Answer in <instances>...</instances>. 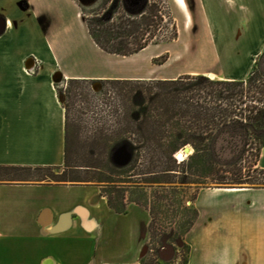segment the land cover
Instances as JSON below:
<instances>
[{
  "label": "crops",
  "instance_id": "1",
  "mask_svg": "<svg viewBox=\"0 0 264 264\" xmlns=\"http://www.w3.org/2000/svg\"><path fill=\"white\" fill-rule=\"evenodd\" d=\"M174 1L189 16L186 0ZM187 1L194 6L202 2L207 8L206 0ZM241 8L249 13L247 7ZM249 24L251 65L250 56L239 53L235 76L229 80H245L264 51V0H251ZM80 42L94 53L91 61L87 58L90 67L128 58L96 46L78 0H0V165L63 166L66 111L56 86L64 81L151 79L98 68L75 72L72 56L79 62ZM61 51H69L71 61ZM58 72L61 82L55 81ZM263 161L264 148L262 169ZM82 187L0 183V264H142L145 222L136 252L97 258V241L105 229L99 208L113 212L103 197L98 195L97 200L95 186H88L93 187L91 195L80 196L76 190ZM195 206L199 218L189 236L197 237L199 244L194 245L189 264H207L213 253L219 264H264V249L257 243L264 237V189H202ZM141 210L131 205L122 215ZM215 237H226L230 252L220 248L206 252L204 243Z\"/></svg>",
  "mask_w": 264,
  "mask_h": 264
},
{
  "label": "trees",
  "instance_id": "2",
  "mask_svg": "<svg viewBox=\"0 0 264 264\" xmlns=\"http://www.w3.org/2000/svg\"><path fill=\"white\" fill-rule=\"evenodd\" d=\"M158 1L147 0L144 8L136 11L125 0H102V13L99 9L94 15L88 16L82 11L89 35L103 52L122 57L138 55L165 38L176 40L178 32L175 24L171 37L159 35L165 15H162ZM88 81L71 79L64 81L63 86L71 87ZM103 81L110 84L123 100L128 99L124 107L129 110L125 116L124 128L116 129L114 126L104 125L96 132L97 137L92 139L93 143L88 142L91 143L90 151L86 150L84 154L91 158L95 156L92 149L101 146L97 140L104 142V156L107 157L108 168L101 171V177L94 176L99 172L96 166L73 162L76 148L78 145L82 147L84 143H77L78 133L71 124L68 106L65 105L63 166L0 165V183L100 185V195L106 199L107 206L113 213L127 214L130 204L142 206L151 218L148 228L151 239L163 236L162 248L166 246L165 241H170L183 244L187 250L190 247L184 242L185 237L195 225L198 212L195 207H182L184 212L193 211L195 218L166 225L158 224L156 216L161 214L162 207L155 209L149 205L147 187L172 182L155 178V168H161L162 172H174V169L181 167L186 171H197L204 178L216 174L219 184L232 182L229 184H251V188H264V179L260 177L264 175L263 169L259 170V177L253 178L250 175L244 177L238 168L239 162L249 153L250 141H255L257 145L254 166H258L264 148V53L257 62L256 70L246 82L209 81L203 76H187L166 81ZM147 82L154 83V89L144 87ZM56 90L59 95V85ZM244 98L262 104V107L247 105L245 109L240 108L236 103L246 104ZM113 107V113H117L116 106ZM185 146L192 147L194 152L187 160L177 163L176 154ZM119 148H125L130 155L129 162L123 166L112 161L114 152ZM143 154L151 164L147 174L153 178L135 179L139 175L130 174L136 169ZM156 162L159 166H155ZM217 168H228L226 173H233L230 174L234 178L219 176ZM105 174L108 177H104ZM116 176L131 178L122 181L116 180ZM179 183L189 182L184 176ZM168 246L174 249L171 244ZM142 261V264H152L145 259Z\"/></svg>",
  "mask_w": 264,
  "mask_h": 264
},
{
  "label": "rangeland",
  "instance_id": "3",
  "mask_svg": "<svg viewBox=\"0 0 264 264\" xmlns=\"http://www.w3.org/2000/svg\"><path fill=\"white\" fill-rule=\"evenodd\" d=\"M101 1L102 0H96L88 5H83L79 2V6L88 16H92L100 9ZM205 2L207 3L206 9L202 2L194 6L193 2H188L186 0L190 12L188 16L185 11L182 12L179 10L174 0H159L158 3L163 12L162 15H165L162 26H160L161 32L159 35L171 37L173 33V24H175L178 32L176 40H168L165 38L164 40H161L159 44L150 45L148 49L143 52L141 51L138 55L124 59H113L110 64L95 67H90L86 64L87 58L90 60L94 56L92 49L86 47L80 42L79 62L76 56H72L75 65L71 68L75 72L96 70L98 68L109 74L115 73L125 76L134 75L136 77L151 78L142 81H166L170 79H164L165 77L168 78L173 76H175L176 79L181 77L187 78V76H190L191 78L203 76L209 81H229L230 77L235 76L234 68L237 57L240 56L239 53H242L241 55L246 54L247 57L250 56L248 65H251V31L249 32L251 26V24H249V21L251 20V0H239L238 2L228 1L221 3L206 0ZM143 5L140 7L143 8ZM241 7H247L249 15ZM134 10L139 11V7L134 8ZM100 11L99 12L102 13L103 9H100ZM240 23L242 25H239ZM236 45L237 48L235 49L234 47ZM61 52H64L65 54L67 52L71 61V54L69 51ZM263 53L264 51L262 54ZM262 54L256 58V63L252 72L256 70L257 62ZM231 69H233V71ZM252 72L250 68L249 76ZM210 74L215 76L212 77ZM249 76L242 81L246 82ZM154 86L155 85L152 82L144 84V87L148 89H154L152 88ZM59 88L61 90L59 94L61 96L60 98L63 105L68 106L71 124L74 130L78 133L77 143H84L82 147L78 145L76 148L73 162L79 165L96 166L98 168L97 171L99 172H96L94 176L101 177V171L108 168L107 157L104 156V142L100 139H96L101 146L97 149H92L95 151V156L93 158L90 156L86 157L84 152L86 150H88V152L90 151L89 145L93 143L92 139L97 137L96 132L102 126H114L116 129L125 127V116L129 108L126 110L124 103H128V99L125 101L123 100V97H119L118 93L113 90L112 86L107 83L105 84L103 80H89L87 83L71 87H67V85L63 86V83H61L59 84ZM243 101H245L246 104H236L244 109L247 105L257 106L259 108L262 107V104L252 102L249 98H244ZM113 105L116 106L118 110L117 113H113ZM249 143V153L241 162H239L238 168L241 169V173L244 177L250 175L255 178L259 177V170L262 168L259 166V163L258 166H254V157L257 154L256 142L250 141ZM182 149H180L177 154L180 153ZM191 155L184 159H178L176 157L178 161L177 163L187 160ZM116 158L117 160L113 158L112 161L114 163L117 162V164H123L126 161L123 151H118L116 153ZM150 165L147 157L143 154L136 165V169L133 170L130 175H139V177L135 176V179L153 178L150 174H147L150 172ZM155 166H159V163L156 162ZM174 170V172H162L161 168H155L153 170L156 173L155 178L158 177L161 181H170L172 183L154 184L152 187H147L149 188L148 193L150 195L149 205L155 209H158L160 206L162 207L161 214L156 216L158 224L166 225L169 223L194 219V212H184L182 207L186 209L187 207L189 209L193 207L196 208L195 202L202 189L251 188V184H229L232 183L229 181H226L229 182L228 184H219V182L216 181V174L204 178L202 175L200 176L197 171L190 172L183 170L181 167ZM217 170L221 177L227 179L234 178L231 175L233 173H226V171L229 170L228 168H217ZM103 176L108 177L106 174ZM184 176H186L189 183H179ZM260 177H262V180L264 179V175H261ZM130 178L131 176L120 178L117 176L115 177L116 180L122 181ZM95 187L97 190V200H100L98 195H100L101 187L100 185ZM80 189L81 190H76L80 196L85 192H89L90 195L93 193V187L83 186ZM131 205L133 206L136 204H130L129 207ZM139 207L143 210L139 212L132 211L127 216L108 213L104 208H99L98 216L105 225V229L102 238L97 241V258L101 255L113 258L136 252L139 248V239H141V226H144L143 224L145 222L147 225L145 226L146 235L143 243L144 249L142 260L145 259L147 263L152 264L156 262L158 264H185L186 262L189 264L192 249H194V245L199 244L197 237L193 235L189 236L191 231L186 235L184 242L190 247V250H187L183 244H179L178 242L173 243L165 241V247H169L168 244H171L175 251L173 248L169 247L167 248V251L169 250L170 253L162 251V255L159 257V250L162 248L163 236H157L152 239L149 237L148 228L151 218L145 208L142 206ZM196 210L199 218V210L197 208ZM198 218L196 219L195 224L197 223ZM93 227L96 228L95 225H93ZM257 243L261 249H264V237L262 235ZM257 243L256 245H258ZM217 248H220V251L223 250L225 252H230V242L226 237L218 239L215 237V239L207 241L203 245V249L208 253H213ZM188 252L190 253L188 254ZM142 260L141 262H143ZM207 264H219L218 259L215 257V253L210 254Z\"/></svg>",
  "mask_w": 264,
  "mask_h": 264
},
{
  "label": "water",
  "instance_id": "4",
  "mask_svg": "<svg viewBox=\"0 0 264 264\" xmlns=\"http://www.w3.org/2000/svg\"><path fill=\"white\" fill-rule=\"evenodd\" d=\"M78 1H79L81 4H83V5H88V4H91V3L95 2L96 0H78ZM125 2H126V4H127L129 7L133 8V9L139 7V10H141V9L144 8V6H145L147 0H125ZM143 4H144V5H143ZM141 5H143V8L140 7ZM61 80H62V76H61V74L58 72V73L55 75V81H56V82H61ZM118 151H123V154H124V156H125V158H126V161H125L123 164H117V162H115V164L118 165V166L126 165V164L129 162V160H130V155H129V153L127 152V150H126L125 148H119V149H117V150L114 152L112 159L114 158V159L117 160V158H116V153H117ZM192 153H193V149H192V147H190V146H186L184 149H182V151H181L180 153H178V154L176 155V157H177L178 159H184V158L188 157L189 155H191ZM163 252H168V253H170L169 250L167 251V248H166V247L163 248Z\"/></svg>",
  "mask_w": 264,
  "mask_h": 264
},
{
  "label": "bare ground",
  "instance_id": "5",
  "mask_svg": "<svg viewBox=\"0 0 264 264\" xmlns=\"http://www.w3.org/2000/svg\"><path fill=\"white\" fill-rule=\"evenodd\" d=\"M179 3L183 4V0H178ZM210 76L214 77L215 75L210 74Z\"/></svg>",
  "mask_w": 264,
  "mask_h": 264
},
{
  "label": "flooded vegetation",
  "instance_id": "6",
  "mask_svg": "<svg viewBox=\"0 0 264 264\" xmlns=\"http://www.w3.org/2000/svg\"><path fill=\"white\" fill-rule=\"evenodd\" d=\"M164 248V247H163ZM163 248H161V250H160V252H159V257H161V253H162V251H163ZM166 248H169V247H166Z\"/></svg>",
  "mask_w": 264,
  "mask_h": 264
},
{
  "label": "built area",
  "instance_id": "7",
  "mask_svg": "<svg viewBox=\"0 0 264 264\" xmlns=\"http://www.w3.org/2000/svg\"><path fill=\"white\" fill-rule=\"evenodd\" d=\"M26 72H27V73H30V71H28V70H27Z\"/></svg>",
  "mask_w": 264,
  "mask_h": 264
}]
</instances>
